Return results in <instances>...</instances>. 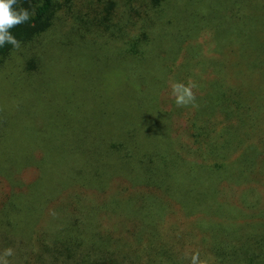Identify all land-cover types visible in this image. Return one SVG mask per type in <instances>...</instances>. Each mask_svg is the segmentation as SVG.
I'll list each match as a JSON object with an SVG mask.
<instances>
[{
    "label": "trees",
    "instance_id": "1",
    "mask_svg": "<svg viewBox=\"0 0 264 264\" xmlns=\"http://www.w3.org/2000/svg\"><path fill=\"white\" fill-rule=\"evenodd\" d=\"M100 4L17 0L30 19L11 29L18 49L0 48V72L34 77L16 89L57 85L42 91L50 106L65 97V118L83 114L104 134L85 130L76 154L67 140L65 157L34 143L18 170L13 157L2 160L0 185L10 190L0 217L26 183L77 227L70 239L33 241L26 264H191L196 254L199 264H264V0H187L183 23L177 0H128L125 11ZM54 27L76 37L73 56L46 42ZM38 41L40 54L24 64L19 49ZM177 82L196 84L195 106H176ZM66 88L112 108L85 114Z\"/></svg>",
    "mask_w": 264,
    "mask_h": 264
},
{
    "label": "rangeland",
    "instance_id": "2",
    "mask_svg": "<svg viewBox=\"0 0 264 264\" xmlns=\"http://www.w3.org/2000/svg\"><path fill=\"white\" fill-rule=\"evenodd\" d=\"M99 1L101 2L100 6L104 7V5L111 0ZM112 1H119L118 5L122 11H125L129 7L128 0ZM177 3L181 16L180 22L183 23L182 17L184 15L187 0H177ZM94 16L98 17V15ZM71 22L70 25L74 27L72 20ZM69 28L68 26L65 30ZM52 30L53 32L46 36V42L53 46L56 45L65 48L67 50V52H65L73 56L75 54V49L73 47H75L76 37L75 39L72 37L73 42L70 43L69 37L65 35L67 32H64L60 27H54ZM82 31L83 34H85L86 42L95 40L92 35L93 33L89 35L85 33L83 29ZM64 41L68 43L67 47L62 45ZM18 53L24 64H28L29 61L34 59L31 55L40 54L39 41L30 47L19 49ZM20 54H23V57ZM96 55L97 53L93 54L91 60L93 57L95 58ZM44 59H46L45 56ZM9 60V64H16L15 58H9ZM9 64L5 66L8 67ZM27 75L28 74L20 72L19 69L11 71L5 70V67L2 69V72H0V134H3V136L0 137V165L4 164L2 160L7 157L6 155H9L8 158L11 159V157H13L15 163H12H14L15 169L18 170L15 159H19L21 158L20 156L28 155L32 152L35 155V148L33 149L32 147L34 143L47 147L46 152L55 151L59 153V156L65 157L67 153V140H76L74 146L78 145L80 147L71 150L70 152H72V154L79 153L83 150L86 138L84 134L85 130H91L92 134L89 136L92 138L95 137V135L104 136V134H102V125L100 126L98 122L95 121L90 122L83 114L76 113L75 116H70L69 119L65 118L63 113L64 110L68 109L63 108L67 104L65 97L61 99L58 96L55 109L53 106H50L49 99L42 91L44 90L46 94L57 93L59 91L57 85L54 86L52 84L48 86L46 90L43 89L45 84L42 82L40 85L28 84L23 88L16 89V85L13 84L16 80H25L26 78L34 79V77ZM47 75L48 72L42 74L43 81L47 78ZM74 92H76V90L67 88L66 90L60 91L62 96L67 94L71 99H74L73 106L75 109L82 106V112L85 114L96 115L100 113L102 109L110 110L112 108V105L108 103L109 98H107L105 104L100 102L98 98L95 102L90 104L87 102L89 94L81 96L77 92L71 95V93ZM60 105L62 107H60ZM15 110H17V112H15ZM68 130L72 131L69 132ZM25 131L28 132L30 137H26L24 134ZM60 131H63V133L60 134ZM65 131H67L68 139L62 136ZM111 137L115 138V135H111ZM100 140L101 137L98 138L97 143H99ZM12 163L9 162L8 164L13 167ZM18 175L20 177V173H18ZM28 175H34V173L31 172ZM22 179H26L25 181L27 182L29 181V178L27 179L26 177H22ZM24 184V188L21 186L14 187V190L17 192L24 193L19 194L21 201H17V198L13 199V202L5 206L0 217V254L8 248L13 250V255L7 258L9 264H26V253L32 254L31 251L33 248L31 249V246L33 245V241L35 243L41 242L45 245L49 244L57 235L70 239L68 238V233L74 237L77 232V227L71 223L72 221L65 215L66 213L61 210L62 208H59L57 204L53 203V198H50V195L46 192L42 193L37 187L26 186L27 184ZM9 190V183L4 181V184L0 185V195H5ZM30 194L31 197H29ZM17 208L20 214L15 212ZM5 227L10 228L4 229ZM37 250H39V248ZM35 260L37 261L36 264H40L38 259ZM69 262L74 264L73 261ZM58 264H62V262Z\"/></svg>",
    "mask_w": 264,
    "mask_h": 264
},
{
    "label": "clouds",
    "instance_id": "3",
    "mask_svg": "<svg viewBox=\"0 0 264 264\" xmlns=\"http://www.w3.org/2000/svg\"><path fill=\"white\" fill-rule=\"evenodd\" d=\"M17 0H0V48L6 44L11 45L13 49L20 47V42L12 34L11 29L17 25L27 23L30 19V13L27 9L15 7ZM196 84L174 83L172 93L175 97L177 107L195 106V96L192 91ZM13 255L11 248L5 249L0 254V264H9L8 257ZM191 264H199L198 254L193 255Z\"/></svg>",
    "mask_w": 264,
    "mask_h": 264
}]
</instances>
